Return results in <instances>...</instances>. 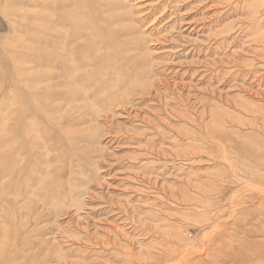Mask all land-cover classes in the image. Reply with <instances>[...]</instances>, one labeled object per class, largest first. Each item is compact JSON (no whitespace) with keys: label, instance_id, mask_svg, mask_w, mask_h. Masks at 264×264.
I'll use <instances>...</instances> for the list:
<instances>
[{"label":"rangeland","instance_id":"374dc122","mask_svg":"<svg viewBox=\"0 0 264 264\" xmlns=\"http://www.w3.org/2000/svg\"><path fill=\"white\" fill-rule=\"evenodd\" d=\"M242 257L264 264V0H0V264Z\"/></svg>","mask_w":264,"mask_h":264},{"label":"bare ground","instance_id":"6f19581e","mask_svg":"<svg viewBox=\"0 0 264 264\" xmlns=\"http://www.w3.org/2000/svg\"><path fill=\"white\" fill-rule=\"evenodd\" d=\"M110 5H111V4H110ZM78 29H79V28H78ZM46 32H47V30H46ZM41 36H42V35H41ZM152 113H153V112H152ZM153 123H154V122H153ZM188 152H189V151H188ZM39 182H41V181H39ZM39 182H38V183H39ZM57 206H58V205H56V207H57ZM150 213H151V212H150ZM154 226H155V225H154ZM164 230H165V229H164ZM170 235H171V234H170ZM205 235H206V233H205ZM111 244H112V242H111ZM117 247H118V246H117ZM122 247H123V246H122ZM140 251H141V250H140ZM121 253H122V252H121ZM242 253H243V252H242ZM256 255L259 256V255H261V254L256 253ZM227 259H228V261H230V260L235 259V258L229 257V258H227ZM244 259H245V257H244V258L242 257V260H243L242 262H243V264H244ZM178 262H179V261H178Z\"/></svg>","mask_w":264,"mask_h":264}]
</instances>
